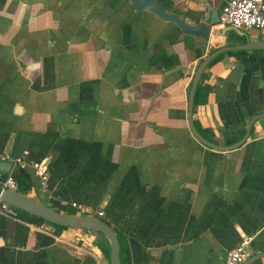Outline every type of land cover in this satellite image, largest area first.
Segmentation results:
<instances>
[{
	"label": "crops",
	"instance_id": "crops-1",
	"mask_svg": "<svg viewBox=\"0 0 264 264\" xmlns=\"http://www.w3.org/2000/svg\"><path fill=\"white\" fill-rule=\"evenodd\" d=\"M207 3L223 0H172L167 11L195 24ZM225 29L206 42L130 0H0V155L13 160L9 175L24 169L34 184L18 191L103 210L125 264H225L248 237L246 261L263 254L264 118L229 152L189 127L198 65L258 42L214 34ZM244 52L208 69L213 91L193 117L220 143L264 114V51ZM35 163L48 166L46 188ZM95 235L0 213V264H111Z\"/></svg>",
	"mask_w": 264,
	"mask_h": 264
},
{
	"label": "water",
	"instance_id": "water-1",
	"mask_svg": "<svg viewBox=\"0 0 264 264\" xmlns=\"http://www.w3.org/2000/svg\"><path fill=\"white\" fill-rule=\"evenodd\" d=\"M133 8L138 11H150L155 14L159 19L165 22L175 23L185 34L193 35L196 37L203 38L206 42L210 39V34L212 32L213 26H220V10L218 8H213V4L207 3L203 15L197 18L195 24H190L186 19L168 12L165 10L157 1L155 0H130ZM222 26V25H221ZM225 31L214 32V34L220 36H226L230 31H236L241 33V29H237L230 26H222ZM219 33V34H218ZM244 36L245 33H242ZM234 51H264V42H250L247 39V42L242 45L235 46H226L223 47L210 56H208L199 66L197 67L196 74L191 86L190 97H189V126L192 131V134L205 146L210 147L217 151L229 152L235 150L242 146L250 136L252 126L254 123L264 118V114L254 117L248 128L244 138L231 146H219L213 144L212 142L206 140L200 132L197 130L194 121H193V111H194V102L197 87L200 83V79L206 70L209 63L221 54ZM13 162L0 160V173L9 174L13 168ZM26 170L19 169L18 174L24 175ZM26 177H29V174H26ZM36 187H34L31 194H22L18 190H4L0 185V196L15 207L17 210L26 212L32 216L41 218L46 221L49 225L67 227L68 229H78L86 232H95L101 233L108 240L110 248V262L111 264H122L121 259V244L118 238L117 232L104 220L99 219L95 216H90L86 214H70L66 212V207L61 205V209H57L52 204L44 202L37 194ZM264 259V253L258 255L250 260L246 261L244 264H258Z\"/></svg>",
	"mask_w": 264,
	"mask_h": 264
},
{
	"label": "built area",
	"instance_id": "built-area-1",
	"mask_svg": "<svg viewBox=\"0 0 264 264\" xmlns=\"http://www.w3.org/2000/svg\"><path fill=\"white\" fill-rule=\"evenodd\" d=\"M220 25L230 26L237 29L249 31L256 30L264 37V0H223L220 7ZM0 160L13 161L10 155H0ZM20 167H26L20 162ZM35 176L39 180V186L46 188L48 185V166L43 163H35L32 165ZM4 190L17 191L19 189L18 182L12 175L1 183ZM52 199L51 197L49 198ZM64 207L73 208L78 214H86L90 216H103V210H95L77 201L63 202ZM0 213L8 217L18 218V210L7 203L0 196ZM252 237L243 240L236 248L230 250L225 264H244L249 255V249L252 243Z\"/></svg>",
	"mask_w": 264,
	"mask_h": 264
},
{
	"label": "trees",
	"instance_id": "trees-1",
	"mask_svg": "<svg viewBox=\"0 0 264 264\" xmlns=\"http://www.w3.org/2000/svg\"><path fill=\"white\" fill-rule=\"evenodd\" d=\"M157 1L165 10H170V4H172V0H155ZM240 54H244L246 52L242 51L239 52ZM221 57V56H220ZM219 57V58H220ZM214 62H212L210 65H212ZM212 92V86H209L207 84H204L203 80L200 82L197 92H196V96H195V104H194V108L196 109L199 105L202 104H206L209 100V96ZM197 129L199 130V132L207 139L210 140L212 142H214L215 144H219L220 142H218L215 138L210 136V133L208 130H202L201 127H198L196 124ZM244 136V131H240L237 133L236 136H234L233 138H230L229 135H225V139H224V144L226 145H233L236 142H238L242 137ZM9 174H1L0 173V181H5L8 178ZM12 176L14 177V179L18 182L19 184V189L21 192H25L28 193V191L31 189V187H33V182H31V180H26L24 175H20L17 172H14L12 174ZM23 182L24 185H23ZM23 185V187L21 186ZM76 211L71 212L70 214H76ZM27 217L29 218L31 221L35 222L36 224L42 225L44 223H46L45 220L32 216L26 212L20 211L18 210V218H22V217ZM56 228V234H60L63 230L68 229L67 227H62V226H55L52 225ZM98 235V239H97V246L100 247V249L102 251L105 252L106 255H108V257H110V248L108 245V240L105 238V236H103L101 233H97ZM121 243V240H120ZM122 246V254H121V258L123 259V254L125 252L126 247L123 245V243H121ZM123 264H125V262H123Z\"/></svg>",
	"mask_w": 264,
	"mask_h": 264
},
{
	"label": "flooded vegetation",
	"instance_id": "flooded-vegetation-1",
	"mask_svg": "<svg viewBox=\"0 0 264 264\" xmlns=\"http://www.w3.org/2000/svg\"><path fill=\"white\" fill-rule=\"evenodd\" d=\"M131 2V1H130ZM132 4V3H131ZM243 31H245V30H243ZM255 33H256V39H258V42L259 41H262V42H264V37L261 35V33L260 32H258V31H256V30H253ZM245 32H248V31H245ZM224 47H226V46H224ZM223 48V47H222ZM221 49V48H220ZM219 50V49H218ZM217 51V50H216ZM216 51H214V52H216ZM213 52V53H214ZM239 52H241V51H239ZM213 53H211V54H213ZM228 53H230V52H228ZM210 54V55H211ZM209 55V56H210ZM222 55H224V54H221V55H219V56H217L215 59H213L210 63H209V65L207 66V68H206V70L204 71V73H203V75H202V77H201V79H200V82L203 80V82H204V84H206V82H205V79H206V74H207V71H208V69L209 68H211V66L216 62V61H218L219 60V57L220 56H222ZM206 59V58H205ZM204 59V60H205ZM203 60V61H204ZM202 61V62H203ZM201 62V63H202ZM212 62H214L212 65H210ZM200 63V64H201ZM199 66V65H198ZM197 70V69H196ZM195 74H196V72H195ZM194 77H195V75H194ZM193 80H194V78H193ZM193 80H192V83H193ZM200 84V83H199ZM207 85H209V84H207ZM192 86V85H191ZM199 86V85H198ZM209 86H211V85H209ZM197 89H198V87H197ZM190 91H191V89H190ZM212 91H213V87H212ZM197 92V91H196ZM212 93V92H211ZM211 95V94H210ZM196 96V95H195ZM189 97H190V93H189ZM210 97V96H209ZM208 103V102H207ZM206 103V104H207ZM194 104H195V102H194ZM202 105H204V104H202ZM200 106V105H199ZM196 110H197V108L195 109L194 108V111H193V117H194V114H195V112H196ZM262 115V114H261ZM188 120H189V104H188ZM193 121H194V124H195V126H196V124H197V126L198 127H201L200 125H199V123L196 121V120H194V118H193ZM250 124V123H249ZM249 126V125H248ZM248 126H247V128H248ZM190 127V126H189ZM197 128V127H196ZM202 128V127H201ZM191 130V129H190ZM198 130V129H197ZM202 130H208L209 131V133H210V136L211 137H213V138H215L218 142H219V137L217 136V134L212 130V129H204V128H202ZM252 130H253V126H252ZM252 130H251V133H252ZM199 131V130H198ZM244 131V136L246 135V132H247V129L246 130H243ZM192 132V131H191ZM237 133H238V131L236 132V131H227V132H224L223 133V138L225 139V135H229V137L230 138H233L234 136H236L237 135ZM251 133H250V135H251ZM201 134V133H200ZM193 135V134H192ZM202 135V134H201ZM194 136V135H193ZM203 136V135H202ZM244 136L238 141V142H240L243 138H244ZM195 137V136H194ZM204 137V136H203ZM250 137V136H249ZM196 138V137H195ZM205 138V137H204ZM197 139V138H196ZM206 139V138H205ZM249 139V138H248ZM247 139V140H248ZM198 140V139H197ZM207 140V139H206ZM199 141V140H198ZM208 141H210V140H208ZM224 141V140H223ZM200 142V141H199ZM210 142H212V141H210ZM238 142H236V143H238ZM247 142V141H246ZM246 142L242 145V146H244L245 144H246ZM201 143V142H200ZM213 144H215L214 142H212ZM235 143V144H236ZM202 144V143H201ZM204 145V144H203ZM216 145H219V146H231V145H226V144H224V143H219V144H216ZM234 145V144H233ZM205 146V145H204ZM242 146H240L239 148H241ZM207 147V146H206ZM208 148H210V147H208ZM239 148H237V149H239ZM212 149V148H211ZM236 150V149H235ZM233 151V150H232ZM68 208H70V209H72L73 211H75L73 208H71V207H67V209ZM104 215H105V212H104ZM104 215L103 216H96L95 215V217H97V218H99V219H102V220H104L103 219V217H104ZM95 233V232H94ZM96 235V244H97V239H98V235H97V233H95ZM118 238H119V235H118ZM119 241H120V238H119ZM95 244V245H96ZM121 244V243H120ZM97 246V245H96ZM98 248H100L99 246H97ZM101 250V249H100ZM104 252V251H103ZM104 254H105V252H104ZM121 254H122V246H121ZM108 256V255H107ZM122 259V258H121ZM123 264V263H122Z\"/></svg>",
	"mask_w": 264,
	"mask_h": 264
},
{
	"label": "rangeland",
	"instance_id": "rangeland-1",
	"mask_svg": "<svg viewBox=\"0 0 264 264\" xmlns=\"http://www.w3.org/2000/svg\"><path fill=\"white\" fill-rule=\"evenodd\" d=\"M248 32H253V33H251L253 36L256 35V33H255L253 30H249ZM253 36H252V37H253ZM254 37H255V36H254ZM258 39H259V38H258ZM258 39H257V40H258ZM45 202H46V203H49L48 200H45ZM49 204H50V203H49ZM66 212H67V213H71V212H73V210L70 209V208H68V209H66Z\"/></svg>",
	"mask_w": 264,
	"mask_h": 264
}]
</instances>
